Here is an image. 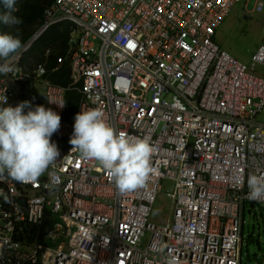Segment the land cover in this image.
Masks as SVG:
<instances>
[{"label":"built area","instance_id":"2783aa9c","mask_svg":"<svg viewBox=\"0 0 264 264\" xmlns=\"http://www.w3.org/2000/svg\"><path fill=\"white\" fill-rule=\"evenodd\" d=\"M240 1H52L0 73V109L25 101L20 88L46 72L21 68L31 43L71 22L78 38L55 59L69 61L71 80L44 93L61 117L52 136L68 148L36 183L0 176V264H242L245 204L264 206L247 198L248 175H264V74L251 73L264 67V43L247 66L214 37ZM69 90L77 113L99 109L117 133L154 146L145 187L120 195L98 162L72 150L76 115L64 121L48 101L64 103ZM165 181L171 220L157 224L150 214Z\"/></svg>","mask_w":264,"mask_h":264},{"label":"clouds","instance_id":"9594fccd","mask_svg":"<svg viewBox=\"0 0 264 264\" xmlns=\"http://www.w3.org/2000/svg\"><path fill=\"white\" fill-rule=\"evenodd\" d=\"M0 4L5 9L0 13V23L13 28L23 22L13 14L16 0H0ZM21 49L19 36L0 32V60L5 61L0 63V73L6 75L12 70L6 61ZM48 101L60 108L65 106L49 98ZM60 124L61 117L56 111L43 105L33 108L27 100L0 109V176L7 174L20 183H36L60 157L57 144L51 141ZM69 143L83 160L96 161L102 166L120 195L145 187L153 175L154 146L150 141L117 133L99 109L76 114ZM52 183L58 185L59 178L53 177ZM247 187L249 200L264 202V175L249 174ZM166 264H178V261L171 257Z\"/></svg>","mask_w":264,"mask_h":264},{"label":"rangeland","instance_id":"374dc122","mask_svg":"<svg viewBox=\"0 0 264 264\" xmlns=\"http://www.w3.org/2000/svg\"><path fill=\"white\" fill-rule=\"evenodd\" d=\"M241 0L229 12L217 30V44L231 56L249 66L251 56L264 42V10L257 9L258 0ZM246 16V17H245ZM75 40L79 32L73 28ZM252 74H264V67L256 66ZM45 88L40 81H32L25 88L26 96H42ZM33 100V98H31ZM259 118L263 120L262 116ZM153 205L150 219L157 224L171 220L172 202L167 197L170 183L165 181ZM145 241V240H144ZM264 257V206L245 204L243 215L242 264H261Z\"/></svg>","mask_w":264,"mask_h":264},{"label":"trees","instance_id":"16d2710c","mask_svg":"<svg viewBox=\"0 0 264 264\" xmlns=\"http://www.w3.org/2000/svg\"><path fill=\"white\" fill-rule=\"evenodd\" d=\"M53 0H16V11L13 13L15 16L22 19V23L9 28L8 26L0 23V32H11L13 35L19 36L21 39L22 45L31 37L33 32L41 25L42 14L44 8L49 5ZM5 9L3 5L0 4V13H3ZM31 21V22H30ZM69 21H61L55 24L50 25L30 46V48L25 52L23 59L28 57H33L34 60L42 61L44 58L42 56L43 49L45 47L53 48V55H51L47 60V66H55V57L60 54H66L67 52V38L73 27ZM48 79L50 82L60 85H68L70 82L69 68L66 64H63L62 67L56 72H52ZM26 101V100H25ZM30 101V99H27ZM39 105L42 103L37 99ZM35 99L31 100L30 103L33 104V107L37 106L35 104ZM77 102L74 98L72 92L66 93V108L70 106L71 112L74 113ZM44 106V105H43ZM70 111V109H69ZM71 116L69 112L65 113V117L68 118ZM51 141L56 143L59 151L64 153L68 146L64 139L58 137H51ZM252 206L254 204L250 203ZM44 227H48V223H44ZM34 230L32 227H28ZM44 231V230H43Z\"/></svg>","mask_w":264,"mask_h":264},{"label":"crops","instance_id":"0c3cea01","mask_svg":"<svg viewBox=\"0 0 264 264\" xmlns=\"http://www.w3.org/2000/svg\"><path fill=\"white\" fill-rule=\"evenodd\" d=\"M247 1V0H246ZM245 1V2H246ZM52 3V2H51ZM50 3V4H51ZM49 4V5H50ZM49 5H47L45 8H44V10L49 6ZM44 10H43V14H42V20L40 19L39 20V22H41L42 21V23H41V25L43 24V22H44ZM263 10H264V6H263ZM246 17V16H245ZM226 19V18H225ZM31 22V21H30ZM225 22V20L223 21V23ZM222 23V24H223ZM222 24L217 28V30L222 26ZM40 25V26H41ZM40 26H38V28L40 27ZM74 27V26H73ZM37 28V29H38ZM75 28V27H74ZM36 29V30H37ZM35 30V31H36ZM217 30H216V32H215V40H216V42H217ZM34 31V32H35ZM34 32H33V34H34ZM32 34V35H33ZM31 35V36H32ZM71 37V35L69 34V36H68V38H67V50L69 49V47H71V45H70V43H69V38ZM264 43V42H263ZM263 43H261V44H263ZM260 44V45H261ZM259 45V46H260ZM258 46V47H259ZM51 55H53V48H51V47H45L44 49H43V54H42V56H43V60L42 61H35L34 60V58L33 57H28V58H26V59H21V62H20V66H21V68L23 69V70H25V71H27V72H30L31 70H32V68H34L37 64H42V65H44V67H45V69H46V72L42 75V76H40V77H29V80H28V82L26 83V84H24L21 88H20V97H19V101H22V100H27V99H30V101L32 100L31 98H33V99H35V104H38L39 105V103H38V101H37V99H39V101L42 103V105H44L45 106V100H44V98L42 97V96H26V94H25V88L27 87V85L30 83V82H32V81H40L41 82V84H42V87L44 86V88H45V84L46 83H51V84H55V83H52V82H50L49 81V79H48V76L52 73V72H56V71H58L59 69H60V67H62V65L63 64H66L67 66H68V68H69V76L71 77V67H70V65H69V61L65 58V60H63V62L61 63V64H59V65H57L56 64V60H55V66H53V67H51V66H47V60H48V58L51 56ZM66 54H60V55H58V56H65ZM58 56H56L55 57V59L58 57ZM56 66H57V68H56ZM10 86H12L11 84H10ZM17 88V87H16ZM16 88H15V90H16ZM67 92H72L73 93V95H74V98L76 99V102H77V105H76V108H75V111H74V113L73 112H71V108H70V106L69 107H67L66 108V93ZM64 103H65V106L63 107V109H62V111H61V114H62V118H63V120L64 121H69V120H71V118L72 117H74L75 115H76V113H77V110H78V104H79V94L77 93V91H75V90H69V91H66L65 92V95H64ZM41 105V104H40ZM31 106L33 107V104H31ZM36 107V106H35ZM34 108V107H33ZM66 109H67V112H69V114H71V116H69L68 118H66L65 117V113H66ZM69 109H70V111H69ZM245 209V208H244ZM242 233H243V230H242Z\"/></svg>","mask_w":264,"mask_h":264}]
</instances>
